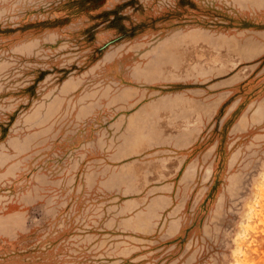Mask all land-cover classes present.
<instances>
[{"label":"rangeland","instance_id":"rangeland-1","mask_svg":"<svg viewBox=\"0 0 264 264\" xmlns=\"http://www.w3.org/2000/svg\"><path fill=\"white\" fill-rule=\"evenodd\" d=\"M0 264H264V0H0Z\"/></svg>","mask_w":264,"mask_h":264}]
</instances>
